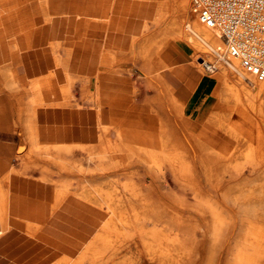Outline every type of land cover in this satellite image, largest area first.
I'll use <instances>...</instances> for the list:
<instances>
[{
    "label": "bare ground",
    "instance_id": "obj_1",
    "mask_svg": "<svg viewBox=\"0 0 264 264\" xmlns=\"http://www.w3.org/2000/svg\"><path fill=\"white\" fill-rule=\"evenodd\" d=\"M167 1L174 4L169 18H159L152 11V26L158 30L152 45H146L137 41V35L147 25L148 3L0 0V118L6 95L27 96L14 129L19 135L18 150L39 155L46 162L34 166L38 172L34 192L52 196L55 206L71 198L72 206L104 210L106 216L102 232L91 237L77 258L61 255L52 264H96L99 254L122 234L135 239L141 248L133 259L109 261L112 264H143L145 256L150 264H196L189 258L204 254L213 258V264H264V80L259 72L264 66V0ZM208 18L212 25H207ZM157 36L186 42L196 63L218 80L211 96L220 106L208 122L199 119L196 126L187 128L184 148L169 142L164 128L155 140L133 125L128 107L132 100L124 95L128 79L108 69L127 58L136 66L150 68L151 58L157 57L151 80L158 97L173 112L182 113L183 103L162 71L183 78L184 69L159 60ZM43 58L45 72H40L43 68L30 70ZM77 83L82 98L95 107L86 119L96 131L93 135L87 131L92 141L71 138L72 111L82 108L74 97ZM139 98L134 89L133 101ZM210 104L207 101L203 111ZM40 120L45 124L39 129ZM216 135L221 141L213 140ZM138 141L144 144L139 149L135 148ZM214 142L233 147L219 149ZM138 152L148 166L168 167L174 183L190 191L183 206L201 215L200 245L194 240L193 226L169 215L160 202L122 196L114 192L116 187H106L102 181L106 159L129 158ZM74 174L78 175L77 189ZM6 177L0 179V234L9 228V216L28 214L38 207L35 200L10 193L3 185ZM42 205L39 218L47 210ZM139 205L141 210L136 208ZM25 228L37 231L30 223Z\"/></svg>",
    "mask_w": 264,
    "mask_h": 264
},
{
    "label": "rangeland",
    "instance_id": "obj_2",
    "mask_svg": "<svg viewBox=\"0 0 264 264\" xmlns=\"http://www.w3.org/2000/svg\"><path fill=\"white\" fill-rule=\"evenodd\" d=\"M131 1L144 2L151 6L149 8L151 13L145 18L147 25L138 33L137 41L143 42V44L146 45H152V36L158 30V28L152 26V11H154L159 18H169V12L174 4L167 0H126L128 3ZM166 1L168 5H166ZM137 19L139 22L143 21V18L139 17ZM154 40H156L155 44H161L158 56L159 60L184 69L183 78L169 75V71L166 69L162 71V74L166 73L165 76L173 88L174 95L178 99L179 97L175 85L180 82L186 83V81L190 80L187 78L189 72L194 73L198 78L201 77L207 82V93L195 109L191 111L186 109L185 103L179 99V101L183 103V111L182 113L173 112L172 107L167 104L166 100L158 97L157 87L151 80V76L155 73L152 71V67L155 68L157 57H154L153 60L151 58L150 68L136 66L127 58L114 62L108 69L112 73H120V76H124L128 79V82L125 84L127 93L124 94L127 98L133 101L134 89H136L140 97L139 99L142 102L139 100L135 102L144 103L150 113L158 117L159 122L157 123L156 119V125H151V128H153L152 130L143 127H141V129L146 131L151 138L153 136L156 140L160 128H164L166 129L169 142L175 143L177 148H184L187 144V128L194 123L197 124L199 119L204 123L208 122L209 119L212 118L211 115L214 113L215 109L220 106L218 100L211 96L218 84V80L214 77V73L205 71L196 63L193 49L190 48L186 42L176 41L172 39L171 36L161 38L157 36ZM198 60L201 61V59ZM241 69L244 71L247 70L243 66H241ZM77 85L74 87V97L82 102V108L86 107L90 111H93L95 109L93 102L86 98H82L80 95V85ZM91 87L92 85L90 84L87 91L88 93L92 91ZM4 99V109L1 112V116L3 117L1 118L9 119L14 123L18 120L19 109L26 103L28 98L25 96L20 99H15V97L11 95H6ZM207 101H211V104L208 110L203 111V107ZM104 123L109 124V120L104 121ZM199 126H201V124ZM110 135L112 139L115 138L112 130L110 131ZM216 136L217 137L213 140L215 142L221 141V136ZM0 139L6 140L7 143L4 144L8 145V149L5 152L8 158L3 162L0 161V179H3L5 175L7 176L4 179L3 185L7 187L10 193L24 197L25 199L35 200L38 203V207L36 206L30 209L28 214L20 213L16 215V217L12 216L19 222V225L13 226L8 232L0 235V264H52L60 258L61 255H67L72 259L77 258L82 247L91 237L96 232H102L103 228L101 225L102 220L106 217L105 211H88L79 205L72 206L71 198L64 200L59 206H55L53 205L52 196L39 199L34 193H28L21 189H13L12 186L14 181L37 183L38 172L34 166L39 168L46 164V162L43 158L39 157V155L29 154V151H25L24 149H17L16 151V147L19 143V135L16 131H0ZM215 142V147L219 149L231 150L233 147L230 143H224L223 145ZM143 146L144 144L138 141L135 148L139 149ZM149 146L152 149V143H150ZM29 155H31V157H29ZM182 162L183 161H178V164L181 165ZM26 165L29 166L26 167ZM102 172V181L106 183V187H116L115 193L122 196L134 195L136 198L143 200L158 201L169 215L181 218L182 222L186 223L187 226H193L195 230L194 233H196L194 240L197 244L199 242L198 245H200L202 239L200 233L202 232L201 229L204 227V222L201 220V215L193 214L192 211L184 208V197L186 194L189 196L190 191L184 190L174 183L168 167L163 166L158 170L154 168L152 164L148 166L147 163L142 161L140 153L138 152L137 155H133L129 158L122 157L121 155L114 161L107 158ZM245 173H247V170H245ZM54 175L58 176L57 173ZM73 177V187L77 189L79 186L77 180L78 175L74 174ZM16 184L18 183H15V185ZM32 185L34 186V184ZM49 185L51 189L54 187L53 183ZM42 204H44L47 210L45 216L39 218L37 214L39 209H42ZM136 208L137 210L142 209L140 205ZM188 218L196 220L188 221ZM28 223L34 226L35 231L37 228V231L34 232V230H32L33 232H26L28 229L25 228V226ZM28 243L32 246L26 247L25 244ZM61 245L66 248L64 250L60 249ZM139 248L141 247H136L135 239H128L126 235L122 234L114 238L112 245L107 251L99 254L96 264H112V262L109 261H119L122 258L129 257L133 259L135 257V252L139 250ZM147 259V256L142 258L143 264H150ZM189 259L194 260L196 264H213V258H209L207 254L200 255L199 257L194 255ZM203 261H205V263ZM85 264L90 263L86 261Z\"/></svg>",
    "mask_w": 264,
    "mask_h": 264
},
{
    "label": "crops",
    "instance_id": "obj_3",
    "mask_svg": "<svg viewBox=\"0 0 264 264\" xmlns=\"http://www.w3.org/2000/svg\"><path fill=\"white\" fill-rule=\"evenodd\" d=\"M45 62L46 61L43 58L42 60L36 62V64H33L34 66H36V68L30 69V70H34V69L36 70V69L43 68L40 72H45L47 70V66H46ZM26 71L29 73L28 69H26ZM31 72H33V71H31ZM169 75L177 76L173 72H170ZM177 77H179V76H177ZM187 78L190 80L186 81V83L180 82L179 84L175 85V87H176V92L178 94L179 99H181L185 103L186 109L191 111V110L195 109V107L201 103L202 99H204L208 88H207V82L201 77L198 78L194 73L189 72L187 75ZM173 79H175V78H173ZM175 80H177V79H175ZM170 86H171V84H170ZM171 88H172V86H171ZM172 91H173V88H172ZM128 102H129L128 107L130 108V110L132 112L133 125L152 130L153 128H151V125L152 126L156 125V117L154 116V114L150 113V111L147 109V107L144 103L135 102V101H128ZM72 112H73V120L74 121L72 123V126L70 127L71 128L70 133H71V138L73 139V141H81V142L92 141L91 139H93L94 137L92 136L91 138H87V131L90 129L92 132L91 133L92 135L96 131H94L95 128L93 127V124L86 123V119L88 117V114L93 112V111H90L88 108L83 107V108L74 109V111H72ZM60 116L63 117L62 115H60ZM41 121H43V120H40L38 122L39 129L42 128L45 124V122L43 123ZM0 131H16L14 129V123H12V121L9 119L0 118ZM93 141H95V140H93ZM4 143H7V141L0 139V161L1 162H3L6 158H8L7 155L5 154V152L8 149V145L4 144ZM18 146H19V143L16 147V151L18 149ZM15 183H18V184L15 185ZM32 184H34V182L29 183L27 181L25 183V182H15L14 181L12 188L13 189H21L22 191L27 192V188L29 186L31 189L30 193H34L36 196H39L38 197L39 199L45 198V197L41 196L38 192L37 193L34 192L35 189H34V186ZM8 224H9V228L5 232H3L2 234L8 232L13 226H18L19 222L16 219H14V217L9 216L8 217ZM2 234H0V235H2ZM30 245L31 244H29V243L25 244L26 247H30Z\"/></svg>",
    "mask_w": 264,
    "mask_h": 264
},
{
    "label": "built area",
    "instance_id": "obj_4",
    "mask_svg": "<svg viewBox=\"0 0 264 264\" xmlns=\"http://www.w3.org/2000/svg\"><path fill=\"white\" fill-rule=\"evenodd\" d=\"M212 22L213 21L210 18L206 19L207 25H212ZM233 53H235V50H233ZM245 64H248V63H245ZM259 72H260L261 78L264 80V66L261 67V70Z\"/></svg>",
    "mask_w": 264,
    "mask_h": 264
}]
</instances>
